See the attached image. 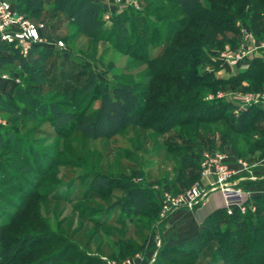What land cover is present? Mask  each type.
Masks as SVG:
<instances>
[{
	"label": "trees",
	"instance_id": "1",
	"mask_svg": "<svg viewBox=\"0 0 264 264\" xmlns=\"http://www.w3.org/2000/svg\"><path fill=\"white\" fill-rule=\"evenodd\" d=\"M52 1L50 10L64 14L71 21L67 37L81 34L98 39L104 31L99 5L90 0ZM138 1L142 11L114 17L111 33L116 37L114 48L118 53L147 65L146 86H142L143 81L117 82L113 88H108L94 76L79 70L80 62L72 59L73 67L78 69L76 73L72 72V78L83 79L84 85L71 89L64 83L63 94L58 95L59 92L53 89L44 95L42 88L49 89L50 86L45 65L53 53L61 51L34 48L31 63L30 59L20 57L13 47L0 46L1 66L10 65L20 71L13 69L9 72L11 75L27 77L24 84L20 79L11 96L0 93V114L9 122L25 115L15 101L21 98L32 107L25 116L36 122L49 123L62 139L72 130L93 139L100 131L105 137L113 138L128 125L155 128L158 134L178 128L176 137L185 138L183 145L165 147L170 154L177 155V175L173 182L177 190L170 184L156 186V190H144L126 178L119 184L126 190L125 196L115 204L121 215L125 209L128 215L145 217V224L150 225L158 222L162 192L177 194L199 179L201 151L222 150L229 146L237 158L249 161V157L257 152L264 156L263 108L249 107L234 116L229 104L204 100L208 92L219 90H264V56L254 58L245 70L225 79L214 78L212 74L202 75L198 71L203 65H216L218 52L226 44L236 43L238 22L244 23L259 40L264 39V0ZM13 4L16 11L28 19L38 18L44 9L43 0H15ZM136 16L145 18L141 23L148 29L150 39L145 43L138 27L131 23V18ZM67 37H61V40L65 43ZM153 43L156 54L153 57L144 55ZM56 96L63 100H57ZM95 96L100 97V106L92 117L87 116L85 110ZM84 100L87 101L83 105ZM70 107L71 111L66 110ZM219 124L221 126H217ZM214 126L220 144L216 148L211 141L208 146H199L196 143L198 132L209 131ZM5 129L3 135L0 133V141H3L0 148L7 151L0 156V170H4L5 157L6 161L22 163L27 168L33 160L23 153L27 151L22 147L29 150L31 147L9 127ZM9 152L12 155L7 156ZM36 153L32 151L30 157L35 159ZM26 168L20 165L22 172ZM111 183L108 175L99 173L93 176L89 186L94 191H107ZM250 204L255 207L253 213L242 214L233 209L228 215L223 207L215 209L203 219L202 229L195 238L173 246L161 245L152 264H197L207 252L208 264H264V194L253 196L247 202ZM33 208L18 209V214L13 213L8 222L0 226V230H9L7 235L11 236L6 235L9 239L7 247L0 245L5 249L0 254V264H103L99 255L79 251V245L51 231L48 222L40 219ZM115 243L118 250H112L108 257L116 261L134 255L141 248L123 240ZM54 247L57 248L49 250ZM10 250L12 254L5 256ZM26 253H37V259L23 257Z\"/></svg>",
	"mask_w": 264,
	"mask_h": 264
},
{
	"label": "rangeland",
	"instance_id": "2",
	"mask_svg": "<svg viewBox=\"0 0 264 264\" xmlns=\"http://www.w3.org/2000/svg\"><path fill=\"white\" fill-rule=\"evenodd\" d=\"M8 1L15 2V0ZM52 2V0H43L44 9L40 16L38 18L30 17V20L47 25L52 37L61 39V37L69 35L68 27L71 26V21L64 14L51 11ZM100 16L104 31L98 39H91L81 34H77L73 38L69 36L65 39L66 48L52 54L45 65L50 86L49 89L42 88V94H50L55 89L59 92L58 95H61L65 92L63 91L64 83L68 84L71 89L84 85L83 79L72 78V72L76 73L78 70L73 67L72 59L80 62L79 70L94 76L97 82L108 88H113L117 82L132 84L143 81L142 86H146L147 65L143 61L125 57L115 50L116 37L111 33L114 21L107 23L102 13ZM143 20H145L143 16L132 17L131 23L138 27L140 37L145 43L150 39L147 36L148 29L141 23ZM242 25L244 23L236 24L239 29V38L236 43L226 44L221 50L227 47L237 48L240 45ZM228 36L233 38L232 34H228ZM255 38L259 42H264V39L259 40L256 36ZM154 43L152 48L143 53L144 55L153 57L156 54V44ZM258 54L259 56L257 55L258 57L255 58L264 56V53ZM253 59L254 57L251 61ZM215 60L217 64L214 66L199 67V73L202 75L212 74L211 76L214 78L225 79L245 70L251 63L250 61L245 66H233L220 60L217 56ZM32 61L33 59L29 60L31 63ZM109 64L112 66L110 67ZM13 69L14 72H20L10 65L2 67L3 72L7 74H10L9 72H12ZM20 79L23 80L21 84H24L27 77L21 76ZM14 86L18 87L16 84ZM24 87L26 89L25 85ZM232 90L234 89L223 91ZM209 94L213 93L208 92L206 96ZM55 98L63 100L62 97L56 96ZM15 101L19 108L24 110L25 115H28L32 110V107L21 98H17ZM86 101L84 100L83 105ZM222 102L229 104L226 101ZM229 105L234 115L233 106ZM99 106L100 97L95 96L90 101L89 107L86 108L85 115L92 117ZM66 110L71 111L72 109L70 107ZM25 115L16 121L9 122L5 115L0 114V133L3 135L5 128L9 127L11 131L18 134L24 140L23 142L28 143L31 147L30 150L27 147H22L27 151V153H23L33 160V163H28L26 168L25 164H14L9 160L6 161V157L3 158L5 160L2 165L4 170H0V226L6 224L13 213L18 214V209L28 207L30 210L31 207H34L33 209L37 210L40 219L48 222L51 231L61 234L68 242L79 245V251L92 256L99 255L103 264H107V261L120 262L108 257L112 250H118L115 248L118 246L115 243L118 240L128 241L134 246L141 247L140 251L135 253L142 252L145 264H148V258L159 250V246L157 249L155 247V243L159 244L156 235L159 236L158 233L163 230L167 220L158 224L146 225V218L139 214L130 215L129 213L128 215L126 213L128 211L124 209L123 215H121L120 209L115 204L125 196L126 190L122 189L119 184L123 178H126L144 190H156V186L162 187L164 184L175 186L173 182L177 175V155L170 154L166 146L183 145L185 138L179 135L176 137L179 129H171L164 134H158L155 128L146 129L128 125L113 138L105 137L100 131L97 138L90 139L72 130L62 139L49 123L36 122ZM2 138L4 137L2 136ZM211 141L216 148L220 144L216 126L209 131L198 132L196 143L199 146H208ZM2 142L0 141L1 144H3ZM6 151L0 148V156L6 154ZM32 151L37 152L35 159L34 156L30 157ZM8 155L12 154L9 152ZM254 155L258 158L263 157L259 152ZM20 165L26 168L24 172L20 170ZM99 173L110 177L112 183L109 190L94 191L90 188L91 179ZM173 189L177 190V186ZM8 231L0 230V245H4V248L8 238L11 237L7 235ZM4 248L0 246V254H3ZM56 248L49 250L52 251ZM8 254H12V251H7L5 256ZM36 254L26 253L23 257L33 260L37 259ZM203 256L197 264H208L209 253L207 252Z\"/></svg>",
	"mask_w": 264,
	"mask_h": 264
},
{
	"label": "built area",
	"instance_id": "3",
	"mask_svg": "<svg viewBox=\"0 0 264 264\" xmlns=\"http://www.w3.org/2000/svg\"><path fill=\"white\" fill-rule=\"evenodd\" d=\"M101 7V13L107 23L122 13H138L142 11L138 0H91ZM241 43L237 48L227 47L218 54V58L229 65L245 66L251 59L258 57V53H264V42L256 40L254 34L242 25ZM0 46L13 47L20 57L30 59L33 57L34 48H48L63 51L65 43L52 37L50 28L43 23H35L18 13L12 2L0 0ZM235 49V50H232ZM3 54L0 52V57ZM6 55V54H4ZM258 55V56H257ZM0 81H12L20 84L18 75L3 72L0 64ZM205 101H226L233 106V113L238 116L249 107L264 109V90L243 91L236 89L232 91L219 90L209 94ZM200 160L199 179L188 188L177 194L162 192L160 195V211L158 223H162L181 210H193L204 204L212 192H219L223 201V208L228 214L233 209L245 214L247 211L254 212L253 205H247L252 198L250 194L241 187L245 180L255 179L247 175L251 165L246 159L233 157L223 149L203 150ZM159 246V245H158ZM157 252V251H156ZM156 254L148 259L152 264ZM142 252L124 259L120 262H109L107 264H145Z\"/></svg>",
	"mask_w": 264,
	"mask_h": 264
},
{
	"label": "crops",
	"instance_id": "4",
	"mask_svg": "<svg viewBox=\"0 0 264 264\" xmlns=\"http://www.w3.org/2000/svg\"><path fill=\"white\" fill-rule=\"evenodd\" d=\"M14 89L15 86L12 81H0L1 94L11 95ZM223 150L234 157L229 146H224ZM249 164L251 165V169L247 175L255 179L245 180L241 187L251 197L264 194V156L262 158H258L255 155L250 156ZM222 207L221 194L219 192H212L204 204L195 207L193 210L178 211L164 223L163 230L160 232L161 234L158 233L159 236L156 235L159 247L161 244L166 247L173 246L195 238L202 229L201 223L203 219L215 209ZM158 245L155 243L156 249Z\"/></svg>",
	"mask_w": 264,
	"mask_h": 264
}]
</instances>
